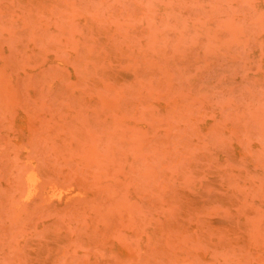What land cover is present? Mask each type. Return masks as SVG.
I'll use <instances>...</instances> for the list:
<instances>
[{"label": "rangeland", "instance_id": "rangeland-1", "mask_svg": "<svg viewBox=\"0 0 264 264\" xmlns=\"http://www.w3.org/2000/svg\"><path fill=\"white\" fill-rule=\"evenodd\" d=\"M0 264H264V0H0Z\"/></svg>", "mask_w": 264, "mask_h": 264}]
</instances>
